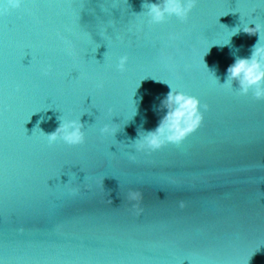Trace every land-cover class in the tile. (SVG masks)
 Returning <instances> with one entry per match:
<instances>
[{
  "label": "water",
  "instance_id": "1",
  "mask_svg": "<svg viewBox=\"0 0 264 264\" xmlns=\"http://www.w3.org/2000/svg\"><path fill=\"white\" fill-rule=\"evenodd\" d=\"M158 2L25 0L0 16V264H264V100L221 85L251 56L243 26L264 25V0H199L157 27L141 13ZM147 76L209 105L182 144L150 154L129 145L170 88ZM59 117L80 118L86 142L50 146L35 128Z\"/></svg>",
  "mask_w": 264,
  "mask_h": 264
},
{
  "label": "clouds",
  "instance_id": "2",
  "mask_svg": "<svg viewBox=\"0 0 264 264\" xmlns=\"http://www.w3.org/2000/svg\"><path fill=\"white\" fill-rule=\"evenodd\" d=\"M24 3L25 0H0V16L7 14L11 9L21 8ZM196 5L197 0H160L158 3H144L143 7L147 11L141 14L148 18L150 25L162 23L171 16L178 17L186 22ZM251 23L255 24V27H249V23L243 26L245 33L258 35L259 37L257 43L252 46L251 56L248 58H237L235 63L228 67L226 82L221 85L231 91H235L239 96H247L251 93L256 100H264V25L255 22ZM233 29L232 36L238 34L241 30L239 27ZM228 44H230V40L223 45H213H220L222 47ZM213 45L209 47L204 56L209 53ZM128 61L129 57L123 55L119 57V61L115 67L123 73L127 71ZM204 65L208 69L205 62ZM42 71L44 75H50L52 66L48 65ZM208 71L210 70L208 69ZM210 72L219 82L215 73ZM152 79L156 82L165 83L170 88L169 93L161 103V109H166V112L162 115L156 128L141 131L139 138L129 145L130 147H134L137 152L142 151L149 154L162 149L168 144H182L190 134L194 133L202 125L204 113L209 110V105H201L200 100L196 96L178 90L166 81ZM234 81L238 82V90L233 89ZM100 86L102 87V85ZM59 120V127L52 133H44L39 127V122L36 125L35 129L39 128L50 146L55 145L57 142H63L68 146H78L86 142V132L80 118L66 119L59 117ZM99 131L102 136H115L119 130L111 124H105ZM129 157L132 160L136 159L134 154H129ZM127 198L131 202L133 209L139 208V201L142 199L140 192L129 190ZM109 202L113 203L110 193ZM180 206L184 207V203L181 202Z\"/></svg>",
  "mask_w": 264,
  "mask_h": 264
},
{
  "label": "snow or ice",
  "instance_id": "3",
  "mask_svg": "<svg viewBox=\"0 0 264 264\" xmlns=\"http://www.w3.org/2000/svg\"><path fill=\"white\" fill-rule=\"evenodd\" d=\"M239 2V0H237V3ZM199 3V0H197V4ZM240 13V12H239ZM241 14V13H240ZM253 14H255L256 15V13H253ZM189 17H190V14H189ZM189 17H188V20H189ZM173 19H175V20H177V21H179L180 23H186L185 21H183V20H181L180 18H178V17H175V16H171V17H168L164 22H162V23H159V24H153V26H157V27H159V26H163V25H165V24H168L171 20H173ZM233 34V33H232ZM232 34H231V36H232ZM231 38V37H230ZM229 41V40H228ZM227 41V42H228ZM209 73L210 74H212L210 71H209ZM213 75V74H212ZM214 76V75H213ZM148 77H151V78H154V77H152V76H147L146 78H148ZM219 83V82H218ZM187 94H189V95H193V96H196L195 94H191V93H187ZM197 97V96H196ZM199 100H200V102H201V105H204V104H206L203 100H202V98H200V97H197ZM198 130V129H197Z\"/></svg>",
  "mask_w": 264,
  "mask_h": 264
}]
</instances>
